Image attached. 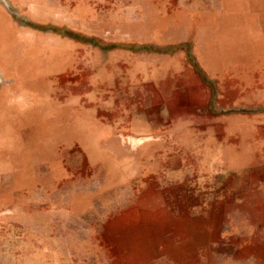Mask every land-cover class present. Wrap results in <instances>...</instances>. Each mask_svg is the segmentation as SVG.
<instances>
[{
  "label": "rangeland",
  "instance_id": "1",
  "mask_svg": "<svg viewBox=\"0 0 264 264\" xmlns=\"http://www.w3.org/2000/svg\"><path fill=\"white\" fill-rule=\"evenodd\" d=\"M0 264H264V0H0Z\"/></svg>",
  "mask_w": 264,
  "mask_h": 264
},
{
  "label": "crops",
  "instance_id": "2",
  "mask_svg": "<svg viewBox=\"0 0 264 264\" xmlns=\"http://www.w3.org/2000/svg\"><path fill=\"white\" fill-rule=\"evenodd\" d=\"M186 45L185 47H183L182 42H180V46H176V44L178 43H172L168 46H166L167 49H175V51H177L178 49L182 48L183 49V53H185L186 56L189 57V55H191V53H193V49L190 47V43H192L191 40H185ZM184 44V43H183ZM113 45H109V46H105L103 47V52L107 51V50H112L113 49ZM171 59V58H170ZM190 62L191 65L187 66V71H190V74L187 75H191L193 73L198 72L200 74V79L202 78V68L201 65H197V62H195V60L190 58ZM171 70V66H170V62L169 64H164L163 70L162 72L164 73V76L169 74ZM181 70V67H180ZM176 71H179V69L177 68ZM166 72V74H165ZM196 75V74H195ZM152 76H154V74H147L145 78H143L141 81L140 80H136L134 78H131L129 75L127 76V78L123 79L121 82V87H132V93L135 92L134 88L136 86H140L145 88L146 90L149 87H158L161 86L162 88H164L165 91V87L166 88H171L172 86V82L170 77L168 78H153ZM156 76V75H155ZM158 76V75H157ZM184 81H186V79H184ZM196 82V80H194ZM192 84L187 82V83H182V87H188L191 86ZM166 96L165 92L163 94V96ZM162 120L160 126L164 128L165 123L167 124L168 128H170L172 126V117L170 114H167L166 112H164V115L161 116ZM84 120L81 122L82 123V128H87L86 133H91V134H99V135H105V134H114V135H120V134H164L165 131L164 130H159V131H138V130H134V128H139L140 126L143 128H150L151 126H153L154 124H152L149 120L148 117L140 115L139 113L136 112H131L129 114V116L127 117H122V121L125 120V123H127V125H125L126 127H122V125H124L121 120L119 118H114V120H112L110 123H98L95 124V126H92L93 123H91V121L88 120V118H83ZM187 120V119H185ZM173 124H179V122H174ZM127 129V130H124ZM170 133V132H168Z\"/></svg>",
  "mask_w": 264,
  "mask_h": 264
}]
</instances>
